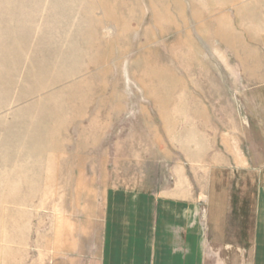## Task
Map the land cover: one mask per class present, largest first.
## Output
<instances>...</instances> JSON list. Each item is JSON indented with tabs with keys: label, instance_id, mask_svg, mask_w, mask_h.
<instances>
[{
	"label": "rangeland",
	"instance_id": "374dc122",
	"mask_svg": "<svg viewBox=\"0 0 264 264\" xmlns=\"http://www.w3.org/2000/svg\"><path fill=\"white\" fill-rule=\"evenodd\" d=\"M259 17L264 0H0V225L21 233L22 262L66 179L133 184L159 167L192 188L247 141L263 151L245 104L258 90L219 41Z\"/></svg>",
	"mask_w": 264,
	"mask_h": 264
},
{
	"label": "crops",
	"instance_id": "0c3cea01",
	"mask_svg": "<svg viewBox=\"0 0 264 264\" xmlns=\"http://www.w3.org/2000/svg\"><path fill=\"white\" fill-rule=\"evenodd\" d=\"M251 25L219 41L241 58L243 88L258 90L245 104L257 105L264 132V18ZM228 160L209 162L210 175L192 188L182 177L158 176L159 167L133 184L66 179L63 206L33 213V260H21V233L11 239L10 226L0 225V264H264V176H213L264 169V148L247 141Z\"/></svg>",
	"mask_w": 264,
	"mask_h": 264
}]
</instances>
